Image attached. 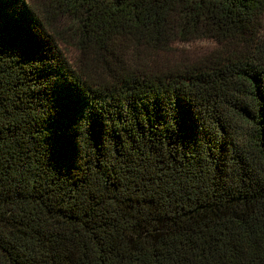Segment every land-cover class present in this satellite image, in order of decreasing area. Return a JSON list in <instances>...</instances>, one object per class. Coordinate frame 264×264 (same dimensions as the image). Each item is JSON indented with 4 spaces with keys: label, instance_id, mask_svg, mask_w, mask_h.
Returning a JSON list of instances; mask_svg holds the SVG:
<instances>
[{
    "label": "trees",
    "instance_id": "1",
    "mask_svg": "<svg viewBox=\"0 0 264 264\" xmlns=\"http://www.w3.org/2000/svg\"><path fill=\"white\" fill-rule=\"evenodd\" d=\"M263 10L0 0V264H264Z\"/></svg>",
    "mask_w": 264,
    "mask_h": 264
},
{
    "label": "rangeland",
    "instance_id": "2",
    "mask_svg": "<svg viewBox=\"0 0 264 264\" xmlns=\"http://www.w3.org/2000/svg\"><path fill=\"white\" fill-rule=\"evenodd\" d=\"M38 6L47 0H31ZM264 1V0H263ZM264 28V10L262 14ZM264 32V30H263ZM58 36L64 56L75 66L80 65V56L73 30L68 29V24H58ZM222 46L209 39H200L191 42H175L170 46V51L160 54L159 61L162 65L173 67L177 65L198 63L209 58L221 49ZM158 64V62H157ZM162 67L161 65H158Z\"/></svg>",
    "mask_w": 264,
    "mask_h": 264
}]
</instances>
